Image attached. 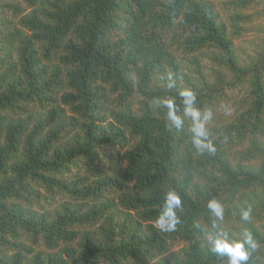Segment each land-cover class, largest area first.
<instances>
[{
    "label": "trees",
    "instance_id": "16d2710c",
    "mask_svg": "<svg viewBox=\"0 0 264 264\" xmlns=\"http://www.w3.org/2000/svg\"><path fill=\"white\" fill-rule=\"evenodd\" d=\"M246 236L264 264V0H0V264H230Z\"/></svg>",
    "mask_w": 264,
    "mask_h": 264
},
{
    "label": "clouds",
    "instance_id": "9594fccd",
    "mask_svg": "<svg viewBox=\"0 0 264 264\" xmlns=\"http://www.w3.org/2000/svg\"><path fill=\"white\" fill-rule=\"evenodd\" d=\"M181 95L186 97V100H185L186 105L190 106L194 103L195 94L191 90H184L181 93ZM186 111L188 112V114H190L193 117L194 121L199 120L200 113L196 109L188 107ZM169 116H170V119H172L173 122L176 123L177 126H179V123H180L179 119L171 112L169 113ZM196 131L201 136L206 135L203 129V125H198ZM208 147L211 149V145H208ZM168 200H169V203H175L176 205H179L180 203L179 198L173 193L168 194ZM210 207H212L214 210L217 211L218 214H220V208L218 204L213 202L210 205ZM243 218L247 219L248 213H244ZM245 243L250 244L254 247V245L252 244L251 237L246 236L243 242H236L233 244H229L227 242L217 240L215 241V250L219 252L227 253L230 257V264H243V262H245L248 259V255H249L248 251L244 247Z\"/></svg>",
    "mask_w": 264,
    "mask_h": 264
},
{
    "label": "rangeland",
    "instance_id": "374dc122",
    "mask_svg": "<svg viewBox=\"0 0 264 264\" xmlns=\"http://www.w3.org/2000/svg\"><path fill=\"white\" fill-rule=\"evenodd\" d=\"M217 1H220V0H217ZM247 39H252L254 38V41L257 42L258 40H260L262 38V34L260 32H254V31H251L249 33V35H247L246 37ZM239 41L241 42L242 41V38H239Z\"/></svg>",
    "mask_w": 264,
    "mask_h": 264
}]
</instances>
